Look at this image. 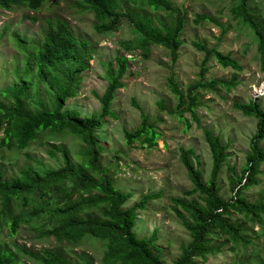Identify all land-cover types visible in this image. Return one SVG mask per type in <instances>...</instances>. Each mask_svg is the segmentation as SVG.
Instances as JSON below:
<instances>
[{"label":"trees","instance_id":"obj_1","mask_svg":"<svg viewBox=\"0 0 264 264\" xmlns=\"http://www.w3.org/2000/svg\"><path fill=\"white\" fill-rule=\"evenodd\" d=\"M52 0H0V9L14 11L26 9L38 13ZM78 8L82 12L93 14L95 33L108 36L117 32L124 21L136 31L131 41L121 42L120 46L127 53L148 60L151 47H160L170 51L171 61L178 59V50L184 44L182 40L186 20L171 0H80ZM231 14L241 26L249 28L257 45L258 55L264 67V26L252 13L256 11L250 0H234ZM129 2L135 7H144L152 11H163L174 16L172 24L156 26L151 17L123 10ZM27 18L37 21L35 15L27 13ZM205 21L216 22V19L205 14L198 15L196 24ZM218 26L221 23L216 22ZM197 51L204 54L200 79L183 91L169 78V89L177 99L173 114L185 124L186 131L192 127L191 120L201 127L196 108L199 107L198 91H217L219 87L227 92L239 84L235 75L230 80H205L209 70V62L215 60L221 67L241 72L243 67L231 54H225L217 48H207L203 42H194ZM96 49L90 42L75 35L69 23L55 20L48 22L44 38L32 55L29 65L37 67L38 78L45 84L51 96L49 106L38 101L35 109L26 106L32 99L28 88L31 85L18 84L6 88L2 94L10 100L1 104L0 109V148L26 149L45 133L50 138L61 133L78 136L83 144L79 152H75L78 163L63 145L48 143L51 154L60 152L62 166L50 169L39 163L20 169L19 175L3 178L0 175V234L7 228L10 236H17L24 225L37 223L39 237H54L72 244L85 241H100L104 244L105 260L109 264H163L160 248L157 247V232L150 237L139 238L134 232L138 212L145 210L150 201L162 197V193H146L140 200L124 209L125 204L133 197L132 192L118 190L107 176L105 168L99 164L98 132L103 128V119L118 118L112 110L116 92L124 87L123 79L128 72L129 61L118 54L115 64L109 65L108 86L102 95H96L100 102V111L91 116L81 117L78 111L65 109L66 102L74 98L82 83V73L90 66ZM33 101V99H32ZM165 108L164 102L159 103ZM135 107L141 114L140 126L135 130L124 129L127 146L139 143L142 147L154 148L160 138L156 124L149 121L148 116L138 104ZM233 107L243 115L256 119V131L249 141L250 152L240 176L234 167H230L229 178L231 196L229 200L220 194L217 178L222 164L228 160L229 146L223 144L220 137L211 130L204 129V138L212 154L213 164L211 178L204 181V173L200 168L199 155L192 148H179L180 159L193 188L184 191L181 197L171 198L176 216L190 235V242L181 247V254L173 264H199L222 252V245L214 238H223L238 244H249L245 235L244 223L234 220L233 216H244L253 222L263 225L264 202H251L245 192L259 184L258 175L264 163V107L261 101L250 100L247 103L235 102ZM85 158V159H83ZM192 159L196 160V165ZM230 166V165H229ZM65 185L66 188H63ZM62 196V197H61ZM100 210V215L96 213ZM51 225V228H46ZM38 264H93L84 255L79 261H71L61 252L44 248L33 251L25 245L2 243L0 241V264H23V258ZM107 264V263H106Z\"/></svg>","mask_w":264,"mask_h":264},{"label":"rangeland","instance_id":"obj_2","mask_svg":"<svg viewBox=\"0 0 264 264\" xmlns=\"http://www.w3.org/2000/svg\"><path fill=\"white\" fill-rule=\"evenodd\" d=\"M171 1L186 20L182 35L184 44L178 50L176 62L171 61L170 51L160 47H151L148 60L143 59L139 51H136V55L127 53L120 43L133 40L136 31L126 21L117 32L108 36L95 33V18L92 13L79 10V0H52L38 13L26 9H0V103L3 105L8 104L10 100L2 91L18 84L32 86L28 91L33 101L31 99L26 104L31 110L35 109V103L38 101L50 105L51 96L37 76V67L33 64L29 67L27 65L32 57L30 54L36 50V44L40 45L43 41L48 22L67 21L76 36L87 40L92 48L96 49L89 68L82 73L78 94L65 104V109L78 111L81 117L100 111L101 105L96 95L105 92L108 86L109 65L114 66L116 56L121 54L132 58L123 79L124 87L116 92L112 103V110L118 118L103 119V128L98 132V162L105 168L107 176L118 190L133 193L124 209L136 204L146 193H162L161 198L150 201L145 210L138 212L133 230L139 238L150 237L158 230L156 245L160 248L163 264H173L181 254V247L190 242V235L176 216L171 202V198L181 197L184 191L193 188V183L181 162L179 148L195 150L200 157L203 179L208 182L211 178L213 158L204 138V129L211 130L220 137L223 144L229 146L228 160L222 164L217 178L221 187L220 194L229 200V178L233 174L230 167H234L240 176L250 152L249 141L256 131V119L243 115L233 107V103L256 100L261 101L264 107V67L252 31L241 26L231 14L235 1ZM250 2L256 11L252 14L264 26V0ZM123 10L149 16L159 27L172 24L175 18L163 11L135 7L129 2L124 4ZM28 12L37 17L36 22L27 18ZM201 14L215 18L222 26L209 21L196 24L195 19ZM194 42H203L207 48H217L225 54H231L239 61L243 70L237 72L221 67L215 60L209 62L206 81L230 80L236 75L239 84L230 92L222 87L217 91H198L199 107L196 111L201 127L192 121L187 113L186 117L192 127L186 131L185 124L170 114L176 109L177 99L169 89V78L173 77L183 91L200 79L204 54L196 50ZM162 101L165 108L159 105ZM135 104L140 106L149 121L156 124L161 133L154 148L142 147L139 143L127 146L125 143L124 129L135 130L141 123L142 112ZM48 143L67 147L74 162H79L75 152H79L83 144L78 136L61 133L50 138L49 133H45L24 150L0 148V175L4 179L12 178L19 175L20 169L28 165L37 166L39 163L50 169L60 168L62 155L58 152L53 156ZM192 161L196 165V160ZM260 169L259 184L245 192L251 202H264V163ZM96 213L100 215L101 212L97 210ZM233 219L244 223L245 235L250 243L236 244L215 237L214 240H218L215 242L222 245V252L208 256L206 260H199V264H264V220L263 225H260L259 222H253L244 216L234 215ZM37 223L41 222L22 226L15 237H11L8 229L4 228L0 241L11 246L25 245L33 251L44 248L56 250L71 261L77 262L80 256L84 255L93 264H109L104 257L105 248L102 242L93 240L75 245L54 237L40 238V231L36 229ZM47 224L45 223V227L51 228V225ZM23 260V264H38L26 258Z\"/></svg>","mask_w":264,"mask_h":264},{"label":"clouds","instance_id":"obj_3","mask_svg":"<svg viewBox=\"0 0 264 264\" xmlns=\"http://www.w3.org/2000/svg\"><path fill=\"white\" fill-rule=\"evenodd\" d=\"M80 1V0H79ZM81 2V1H80ZM65 23H68L67 21H64Z\"/></svg>","mask_w":264,"mask_h":264}]
</instances>
